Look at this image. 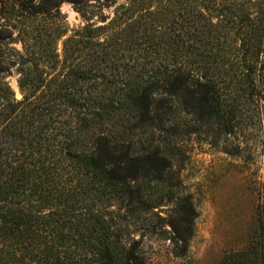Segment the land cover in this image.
I'll return each mask as SVG.
<instances>
[{
  "label": "trees",
  "instance_id": "1",
  "mask_svg": "<svg viewBox=\"0 0 264 264\" xmlns=\"http://www.w3.org/2000/svg\"><path fill=\"white\" fill-rule=\"evenodd\" d=\"M250 103L264 120V0H0V264H154L130 224L155 233L166 199L185 257L177 143L232 135ZM223 264H264V200Z\"/></svg>",
  "mask_w": 264,
  "mask_h": 264
},
{
  "label": "rangeland",
  "instance_id": "2",
  "mask_svg": "<svg viewBox=\"0 0 264 264\" xmlns=\"http://www.w3.org/2000/svg\"><path fill=\"white\" fill-rule=\"evenodd\" d=\"M61 11L68 35L85 25L73 4L63 3ZM9 81L21 100L17 77ZM257 106L248 104L232 135L207 128V142L196 135L178 141L173 165L196 208L195 233L188 254L176 257L177 246L166 238L172 234L177 205L167 199L155 210L160 218L149 215L157 224L155 233H135L130 224L128 239L140 240L154 264H223L227 253L248 245L257 228V206L264 200V120Z\"/></svg>",
  "mask_w": 264,
  "mask_h": 264
}]
</instances>
